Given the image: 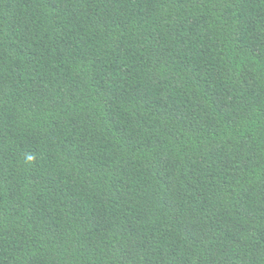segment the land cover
I'll return each instance as SVG.
<instances>
[{
	"label": "trees",
	"instance_id": "1",
	"mask_svg": "<svg viewBox=\"0 0 264 264\" xmlns=\"http://www.w3.org/2000/svg\"><path fill=\"white\" fill-rule=\"evenodd\" d=\"M0 264H264V0H0Z\"/></svg>",
	"mask_w": 264,
	"mask_h": 264
}]
</instances>
